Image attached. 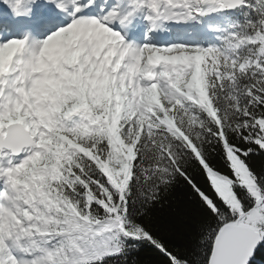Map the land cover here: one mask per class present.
Listing matches in <instances>:
<instances>
[{
  "label": "snow or ice",
  "instance_id": "1",
  "mask_svg": "<svg viewBox=\"0 0 264 264\" xmlns=\"http://www.w3.org/2000/svg\"><path fill=\"white\" fill-rule=\"evenodd\" d=\"M258 159L264 0H0V264H257Z\"/></svg>",
  "mask_w": 264,
  "mask_h": 264
},
{
  "label": "trees",
  "instance_id": "2",
  "mask_svg": "<svg viewBox=\"0 0 264 264\" xmlns=\"http://www.w3.org/2000/svg\"><path fill=\"white\" fill-rule=\"evenodd\" d=\"M257 167L264 166V160H257L256 161ZM185 198V190L183 188H177L170 196L169 198L163 203L161 207H159L154 215L156 217H159L161 219L167 218L172 214L173 209H176L181 202ZM186 219L184 217H178L174 221V242L180 246L185 247L186 246V240L181 238L179 233L182 231H185V226L183 223V220ZM133 259L137 261V264H156V258L155 254L150 250H142L138 254H133ZM131 264V260H130ZM257 264H264V256H258L257 257Z\"/></svg>",
  "mask_w": 264,
  "mask_h": 264
}]
</instances>
